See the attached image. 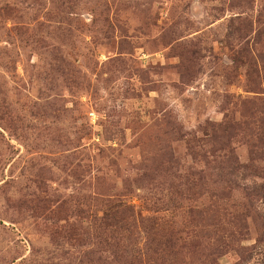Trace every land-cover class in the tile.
I'll return each instance as SVG.
<instances>
[{"label":"rangeland","instance_id":"obj_1","mask_svg":"<svg viewBox=\"0 0 264 264\" xmlns=\"http://www.w3.org/2000/svg\"><path fill=\"white\" fill-rule=\"evenodd\" d=\"M260 185L264 0H0V264H264Z\"/></svg>","mask_w":264,"mask_h":264},{"label":"trees","instance_id":"obj_2","mask_svg":"<svg viewBox=\"0 0 264 264\" xmlns=\"http://www.w3.org/2000/svg\"><path fill=\"white\" fill-rule=\"evenodd\" d=\"M254 191L255 192H257V193H260L263 197H264V186L263 185H260L259 187H258V189L256 188V189H254ZM106 218H108V214H105V215H103V217H101L100 219L101 220H105ZM115 239V238H114ZM114 241V240H113ZM116 246V245H115ZM133 251L134 250H132V253H131V255L133 254ZM115 252H113V258L115 257V254H114ZM113 261V260H112Z\"/></svg>","mask_w":264,"mask_h":264}]
</instances>
